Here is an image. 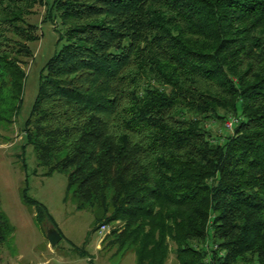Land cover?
<instances>
[{"label":"trees","instance_id":"16d2710c","mask_svg":"<svg viewBox=\"0 0 264 264\" xmlns=\"http://www.w3.org/2000/svg\"><path fill=\"white\" fill-rule=\"evenodd\" d=\"M39 6L65 43L23 131L78 209L102 208L91 233L119 221L110 243L137 264H264V0H0V123L23 106Z\"/></svg>","mask_w":264,"mask_h":264},{"label":"rangeland","instance_id":"374dc122","mask_svg":"<svg viewBox=\"0 0 264 264\" xmlns=\"http://www.w3.org/2000/svg\"><path fill=\"white\" fill-rule=\"evenodd\" d=\"M44 16L45 8L39 6L30 17L38 27L39 39L30 44L33 56L24 66L21 112L13 122L0 123V215L7 231L5 241L0 243V264H137L134 249L119 250L118 245L110 243L121 223L106 224L107 232L98 241V230L94 234L91 231L104 216L102 208L78 209L77 201L67 192V175H45L46 169L38 166L33 147L26 141L23 127L38 93L40 75L65 43L58 41L56 24L43 22ZM207 126L215 135L225 132L222 123ZM26 195L45 206L48 222L37 218L36 208L26 201ZM50 223L62 235L55 248H51L46 235ZM166 264L180 263L171 253Z\"/></svg>","mask_w":264,"mask_h":264},{"label":"water","instance_id":"95a60500","mask_svg":"<svg viewBox=\"0 0 264 264\" xmlns=\"http://www.w3.org/2000/svg\"><path fill=\"white\" fill-rule=\"evenodd\" d=\"M46 235L51 248H55L62 240V235L54 226L46 230Z\"/></svg>","mask_w":264,"mask_h":264},{"label":"built area","instance_id":"2783aa9c","mask_svg":"<svg viewBox=\"0 0 264 264\" xmlns=\"http://www.w3.org/2000/svg\"><path fill=\"white\" fill-rule=\"evenodd\" d=\"M237 122H238V119L236 118L229 119L225 124L226 129H228L229 131H233V128ZM106 232H107V225L104 224L98 229V232H97L98 235L96 236L98 241L100 239H103L102 237L105 236Z\"/></svg>","mask_w":264,"mask_h":264},{"label":"crops","instance_id":"0c3cea01","mask_svg":"<svg viewBox=\"0 0 264 264\" xmlns=\"http://www.w3.org/2000/svg\"><path fill=\"white\" fill-rule=\"evenodd\" d=\"M18 263V262H17Z\"/></svg>","mask_w":264,"mask_h":264}]
</instances>
